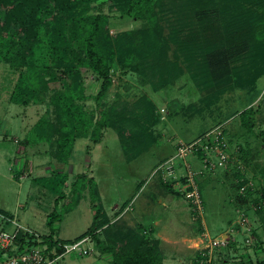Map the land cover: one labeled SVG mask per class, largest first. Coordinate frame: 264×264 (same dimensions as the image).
Listing matches in <instances>:
<instances>
[{
	"label": "trees",
	"instance_id": "16d2710c",
	"mask_svg": "<svg viewBox=\"0 0 264 264\" xmlns=\"http://www.w3.org/2000/svg\"><path fill=\"white\" fill-rule=\"evenodd\" d=\"M98 1L0 0V62L20 71L11 101L43 103L52 93L48 116L31 127L22 143H48L56 163L68 162L78 139L100 143L109 128L118 133L127 161L159 141L154 128L161 118L148 96L135 105L121 99L105 101L114 67L138 73L155 89L168 87L188 71L200 90L206 91L202 97L205 106L195 111L199 113L217 103L223 84L253 90L264 74V0H110L111 7L122 16L144 21L141 27L116 34L110 31L109 15L93 11ZM83 68L100 80L93 96L95 110L84 103L90 95ZM52 83H59V87L52 88ZM253 111L252 107L240 111L242 124L250 132L254 128L250 119ZM223 130L226 134V126ZM262 133L264 138V130ZM246 145L240 158L249 163L252 148L248 142ZM255 168L262 181L264 201V160L256 162ZM236 175L242 177L239 171ZM68 179L69 173L63 170L38 178L55 194L53 210L47 215L50 233L41 236L51 256L63 253L67 243L57 236L56 223L96 183L93 176L77 173L68 193ZM165 186L172 187L170 183ZM250 194L242 202H247ZM67 196L70 199L59 212V203ZM0 213L6 215L2 210ZM259 215L264 224V208ZM100 230L104 237H97V246L102 253L110 254L111 264H166L158 238L111 223L104 208L96 205L87 235L96 236ZM27 238L29 245L34 240V245L39 244L35 236L26 234L21 235L20 243ZM234 264H264V258Z\"/></svg>",
	"mask_w": 264,
	"mask_h": 264
},
{
	"label": "rangeland",
	"instance_id": "374dc122",
	"mask_svg": "<svg viewBox=\"0 0 264 264\" xmlns=\"http://www.w3.org/2000/svg\"><path fill=\"white\" fill-rule=\"evenodd\" d=\"M93 11L109 15L113 34L144 25L141 19L122 16L111 7L110 0L94 3ZM83 71L90 95L84 103L95 110L93 96L100 80L90 70L83 68ZM19 74V69L10 63L0 62V210L6 214L0 213V229L12 231L16 222L30 229L37 241L42 239V235L50 233L47 215L53 210L55 194L38 178L57 170L68 172L66 192L69 193L75 175L85 172L95 178V185H90L80 203L63 215L56 229L57 236L67 243L86 238L82 247L88 250L84 254L76 250L65 253L62 264H111L110 254L102 253L97 246V237L103 238V231H98L96 236L87 235L96 205L104 208L111 223L134 227L150 236L154 229L157 236L154 233L152 236L160 240L166 264H196L199 260L203 264H234L248 258L254 261L264 258V224L259 215L264 208L262 181L255 172V163L264 160V74L253 90L232 86L229 82L223 84L217 103L202 113L205 106L202 97L206 91L200 90L188 71L168 87L155 89L138 73L114 67L113 83L105 101L112 103L121 99L134 104L148 96L161 118L154 128L159 141L127 161L118 133L109 128L100 143L90 138L78 139L66 164L54 162L53 147L48 143L23 145L31 127L48 116L52 93L43 103L12 102ZM51 85L59 87V83ZM248 107L254 110L250 117L253 132L247 130L240 118V111ZM199 109L200 113L195 112ZM221 125L226 126L232 161L226 168H207L198 177L204 200L199 219L179 185L171 182L172 187L168 188L159 175H151L158 164L175 153L174 145L192 141ZM247 142L252 148L249 163L240 158L242 149L248 147ZM189 160L196 168L202 167L200 160L192 156ZM237 171L242 174L241 178L236 175ZM242 181L246 182L245 191L240 190ZM249 192L250 199L242 202ZM69 199L67 196L60 201L59 212ZM241 217L245 223L240 222ZM224 234L227 237L222 242ZM213 239L221 242L213 247L210 245Z\"/></svg>",
	"mask_w": 264,
	"mask_h": 264
},
{
	"label": "built area",
	"instance_id": "2783aa9c",
	"mask_svg": "<svg viewBox=\"0 0 264 264\" xmlns=\"http://www.w3.org/2000/svg\"><path fill=\"white\" fill-rule=\"evenodd\" d=\"M191 156L201 161V168H196L192 164L189 160ZM230 161L232 158L229 152V143L221 125L192 141L179 142L175 153L158 164L151 176L159 175L163 182H173L175 185H179V189L193 206L196 218H201L204 211V200L198 177L207 168L208 170L226 168ZM247 185L249 186V184ZM246 188V185L243 184L240 190L245 191ZM244 221L245 219L241 217L240 222L245 223ZM15 225L16 228L12 231L0 230V252L3 255L0 258V264H62L61 258L65 253L76 250L84 254L88 250L82 247L86 238L74 243H65V251L54 256L49 254L48 245L41 239H38L39 244L26 245L22 248V243L19 245L21 235H31L32 231L18 223ZM226 237V234L222 235L221 241L224 242ZM221 241L213 239L210 245L215 247ZM28 242L29 238L23 243Z\"/></svg>",
	"mask_w": 264,
	"mask_h": 264
},
{
	"label": "crops",
	"instance_id": "0c3cea01",
	"mask_svg": "<svg viewBox=\"0 0 264 264\" xmlns=\"http://www.w3.org/2000/svg\"><path fill=\"white\" fill-rule=\"evenodd\" d=\"M174 150H176V146H175V145H174ZM171 155H172V153H171ZM11 220H12L13 222L15 221L14 218L11 219ZM14 223H16V222H14ZM155 224L158 225V220H155ZM0 230H2V229H0ZM152 231H153L152 233H154V229H152ZM157 233L159 234V232H157ZM160 233H161V232H160ZM154 234L156 235V233H154ZM156 236H157V235H156ZM19 245H21V243H20ZM26 245H29V243H25V244L22 243V246H23V247H26ZM2 257H3V255H2L1 252H0V258H2Z\"/></svg>",
	"mask_w": 264,
	"mask_h": 264
}]
</instances>
